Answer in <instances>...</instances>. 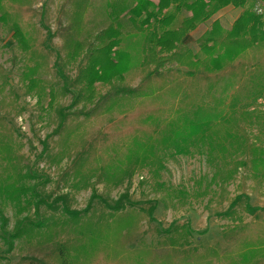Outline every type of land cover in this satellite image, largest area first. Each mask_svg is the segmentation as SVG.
<instances>
[{
	"label": "rangeland",
	"instance_id": "rangeland-1",
	"mask_svg": "<svg viewBox=\"0 0 264 264\" xmlns=\"http://www.w3.org/2000/svg\"><path fill=\"white\" fill-rule=\"evenodd\" d=\"M69 1L64 4V0H35L32 7L38 15L34 20L40 32L38 36L44 44L46 41L51 54L45 75L56 82V91L59 98L64 96L62 101L66 106L71 96L68 91L64 93L65 82L57 76L52 66L62 42L57 30L59 19L66 23L75 12L76 3L82 1L80 17L73 15L82 23L80 39L91 37L108 23L104 7L108 0ZM250 6L256 14L264 15L263 3L248 0L247 7ZM247 7L229 4L221 8L209 20L189 31L183 39L184 44L193 53L198 52L197 39L212 21L219 20L224 27L230 28ZM25 28L32 30L26 25ZM14 39L12 30L0 22V82L5 96L0 114L7 112V115L4 113L5 118L11 125L13 139L23 157L21 173L28 171L31 177L22 179L25 185L22 200L36 193L49 203L57 199L56 206L66 204L76 212H83L88 207L87 210L93 213V221L85 223L82 234L75 235L76 239L97 243L98 239L110 238L105 246L109 251L104 250L117 258L121 236L131 233V230L142 234L149 226L165 229L169 225L184 224L191 230L182 235L188 246L197 250L201 246L209 249L220 238L224 228L251 220L250 213L244 210V204L232 215L224 213L236 196L242 195L248 205L261 209L264 216V162L256 172L252 171L250 164L246 169H236L235 162L249 161V157L233 153L237 146L234 140L236 131L245 136L246 144L264 146V45L246 47L243 53L246 60H260L258 67L241 64L231 67L230 61L223 62L225 66L219 67L223 55L228 53L226 49L217 67L207 71L205 77L191 80L184 76L180 83L162 85L151 97L141 102L134 101L125 127L128 123L135 130L141 125L158 127L163 141L151 140L150 131L148 134L142 131L140 139L137 133L129 130L127 140L119 138L115 141L117 145L109 147L107 151L96 146L93 156L76 166L71 154H60L68 148L60 143L61 133L55 132L57 118L52 113L43 114L46 112L41 110L37 97L24 93V85L22 87L20 82V54ZM234 54L235 50H232L229 56ZM129 55L136 59L134 46L128 49L126 70L135 64L134 60L129 63ZM216 72L219 75H214ZM67 74L73 75V69ZM125 82L132 86L139 82L134 68L125 75ZM96 88L102 95L108 85L97 84ZM9 93H16L17 96L11 98L13 95ZM152 106L162 107L154 112L136 115L142 107ZM79 108L80 105L77 106ZM105 122L106 116L93 118L84 131L87 129L95 133L105 128ZM166 140L174 141L180 148L172 147ZM111 152L121 155L116 160H120L119 163L104 162ZM94 165L106 166H102L104 170L99 178L93 173ZM230 173L234 175L227 180ZM56 211L58 214L41 205L39 215L60 216ZM26 212L22 213L23 216ZM98 212L102 219H97ZM110 215L113 217L109 218ZM4 217L7 219L4 229L11 231L15 213L8 204ZM63 222L58 234L66 232L63 236H73L71 224ZM153 233L156 235V232ZM2 236L0 230V262L12 264L18 257V247L22 248L21 243L15 242L16 246L9 251ZM262 236L259 243L264 246V234ZM91 237L93 239L89 240ZM72 244L75 246L74 242ZM245 244L253 248L251 242L246 241ZM83 245L85 251L89 252L88 244L84 242ZM185 254L189 258L173 253L166 257L165 263L175 264L186 260L189 264H219L222 261L220 256L211 255L205 250ZM224 262L230 264L228 259Z\"/></svg>",
	"mask_w": 264,
	"mask_h": 264
},
{
	"label": "trees",
	"instance_id": "trees-1",
	"mask_svg": "<svg viewBox=\"0 0 264 264\" xmlns=\"http://www.w3.org/2000/svg\"><path fill=\"white\" fill-rule=\"evenodd\" d=\"M34 1L0 0V22L8 30H12L15 37L20 54V82L22 87L24 85V93L37 97L41 110L46 112L43 114L52 113L57 118L55 132L61 133L60 143L68 148L60 154H71L76 166L93 156L96 146L107 151L109 147L117 145L115 141L119 138L127 140L129 130L137 133V138L140 136V139L142 131L146 134L150 131L151 140L163 141L158 134V127L141 125L135 130L129 123L125 127L124 124L132 114L131 105L136 100L141 102L151 97L162 85L180 83L179 80L184 76L191 80L205 77L207 71L217 67L226 49L228 53L223 55L224 59L219 67H223L227 61L231 62V67L236 64L258 67L261 63L260 60L243 58L246 47L264 45V15L256 14L251 6L247 7L248 0H108L104 6L108 23L86 39L79 38L82 23L73 17H80L81 14L83 4L78 1L72 17L66 23H62L60 19L58 21L57 30L62 42L52 65L57 76L65 82L64 93L68 91L71 96V101L66 106L62 101L64 96L59 98L56 91V82L45 75L51 54L46 41L44 44L38 36L40 32L34 21L38 15L32 8ZM68 1L64 0L63 3ZM256 1L264 4V0ZM229 4L247 8L230 28L224 27L219 20L212 21L197 39L199 51L193 53L183 42L185 35ZM25 25L32 30L26 29ZM133 46L137 57L133 59L129 55V63L131 64V60L135 61L132 68L139 77V82L134 86L125 82V75L132 69L126 70L125 58L128 49ZM232 50H235V54L229 56ZM1 69L0 67V71ZM70 69H73V75L67 74ZM97 84L108 85L102 95L96 88ZM2 90L0 82V108L2 102H5ZM10 94L13 95L11 98L17 96L16 93ZM79 105L80 108L77 109ZM161 107H142L136 115L154 112ZM4 113L7 115L6 111ZM4 113L0 114V230L7 250H13L15 242L21 243L22 247H18V257L12 264H166V257L173 253L184 254L189 258L185 253L202 250L220 256L222 261L219 264H225L226 259L230 264H264V246L259 243L264 234V216L261 209L248 205L242 195L231 200L224 213L232 215L244 204V210L250 213L251 220L249 223L239 222L235 226L224 228L220 238L209 249L201 246L197 250L188 246L182 235L191 230L184 224L169 225L165 229L149 226L142 234L131 230V233L121 236L117 258L105 251L108 250L105 246L110 238L98 239L97 243L76 239L75 235L82 234L85 223L93 221V213L87 210L88 207L83 212H76L66 204L56 206L57 199L49 203L36 193L33 197L22 200L25 186L22 179L31 177L28 176V171L21 173L23 157ZM168 115L165 117L168 118ZM102 116H106L105 128H100L95 133L88 132L87 129L84 131L93 122V118ZM234 140L237 146L233 153L249 157V161L235 162L236 169H246L250 164L252 171L256 172L257 167L264 162V146L246 144L245 136L237 131ZM169 143L174 148H180L174 141ZM120 156L117 152H111L104 162L119 163L120 160H116ZM102 166L104 165L93 166V173L98 178L102 176ZM233 175L230 173L227 180ZM7 204L15 213L11 231L4 229ZM41 205L56 214L58 210L60 216L39 215ZM23 212H26L25 216ZM96 215L97 219L101 218L99 212ZM63 221L71 224L73 236H63L66 232L58 234ZM91 239L93 237L89 238ZM246 241L251 242L253 248L245 244ZM84 242L90 247L89 252L85 251ZM0 264L6 263L1 261ZM175 264H189V261L180 260Z\"/></svg>",
	"mask_w": 264,
	"mask_h": 264
}]
</instances>
